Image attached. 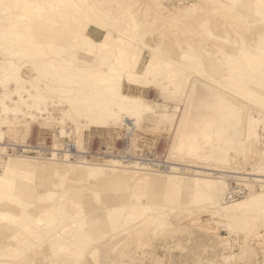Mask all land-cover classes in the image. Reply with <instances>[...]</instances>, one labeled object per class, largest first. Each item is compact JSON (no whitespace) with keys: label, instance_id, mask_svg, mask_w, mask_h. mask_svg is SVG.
I'll return each instance as SVG.
<instances>
[{"label":"rangeland","instance_id":"374dc122","mask_svg":"<svg viewBox=\"0 0 264 264\" xmlns=\"http://www.w3.org/2000/svg\"><path fill=\"white\" fill-rule=\"evenodd\" d=\"M20 1L39 14L56 6L58 36L75 28L105 48L76 52L69 74L85 84L107 74L108 94L7 114L0 264H264V208L245 213L244 227L212 215L235 202L224 194L237 184L247 194L236 201L264 204V0H237L233 13L206 0ZM205 178L218 204L194 195Z\"/></svg>","mask_w":264,"mask_h":264},{"label":"bare ground","instance_id":"6f19581e","mask_svg":"<svg viewBox=\"0 0 264 264\" xmlns=\"http://www.w3.org/2000/svg\"><path fill=\"white\" fill-rule=\"evenodd\" d=\"M206 2L210 5L218 6L229 13L236 11L237 0H206ZM51 6L52 4L49 6L46 4L43 12L39 14L32 12L33 9L41 8L38 4L31 6V4L23 1L0 0V87H2L0 93V116H2L0 118V126L5 125L6 122L8 123L6 121L7 114L13 115L16 121L19 115L24 114L32 118L46 113L48 109L47 105L53 102V100L73 105L78 103L80 106L89 97L87 90L99 89V91L107 93V90L104 88V84L109 80L107 74L103 73L98 76V79L103 84H85L83 79H77L76 76L69 74V68H76L77 66L75 65L77 62L76 52L82 53L80 50H97L101 53V50L105 48H102L98 44L93 46L92 41L83 35H78L75 28L72 29V33L70 31L69 34L61 32L58 36L56 21L50 17L51 13L49 11L51 10ZM52 9L55 10L56 6H52ZM192 11L194 10L191 9L190 12ZM210 34H207L209 38L215 40L218 38V41L223 40H219V37L213 38L215 35L212 34V37H210ZM62 51L67 54L60 56L59 54ZM256 51L264 57V35L258 38ZM82 64L93 70H96L97 67V71L102 72L100 66H96L90 61H82ZM66 68L67 71H65ZM107 71L110 72L108 69ZM97 107L102 106L98 104ZM102 109L105 112L111 111L103 107ZM110 113L115 116L114 112ZM59 124L61 125L60 121ZM72 125L77 129V122ZM201 125V122L196 126L194 125L189 137ZM126 128L128 131L131 130L130 125H126ZM7 145L8 147L13 146L11 143ZM189 146H192V144L190 143ZM23 147L26 148V151H31L30 148H32L26 145ZM67 158L68 156H64V159ZM195 168L213 171L211 170L212 168L209 169L208 167L198 166ZM76 171H81L82 174L93 175L101 170L91 166H80V168L74 170V172ZM222 173H226V171ZM258 181L261 182V180ZM173 184L175 185V183ZM217 185L213 180L205 178L202 181L198 180L193 183L192 191L194 195H204L206 198L209 197L212 203L218 204L215 191ZM260 187L264 188V186ZM177 189L178 195L184 199L188 198V193H190L189 187L184 189V192L180 186ZM226 193L227 191L224 194L225 196ZM233 201H231L233 202L231 205L220 207L219 211L212 213L213 217L217 218L218 221L224 222L238 221L244 227L245 221L248 220L244 216L245 213L264 208V204L260 203L257 199H252L249 202ZM241 225L240 229L242 228Z\"/></svg>","mask_w":264,"mask_h":264},{"label":"built area","instance_id":"2783aa9c","mask_svg":"<svg viewBox=\"0 0 264 264\" xmlns=\"http://www.w3.org/2000/svg\"><path fill=\"white\" fill-rule=\"evenodd\" d=\"M261 181L264 182V179L261 180ZM256 184L259 187L260 186H264V183H258L257 182ZM246 194H247V189L244 187V185L237 184V185L229 187V189L227 190L225 198H226L227 202H230V201H233V200L240 199V198L244 197Z\"/></svg>","mask_w":264,"mask_h":264}]
</instances>
